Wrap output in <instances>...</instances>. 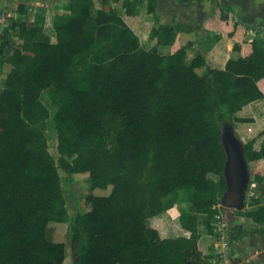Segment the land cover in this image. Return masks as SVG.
I'll return each mask as SVG.
<instances>
[{
  "label": "trees",
  "instance_id": "16d2710c",
  "mask_svg": "<svg viewBox=\"0 0 264 264\" xmlns=\"http://www.w3.org/2000/svg\"><path fill=\"white\" fill-rule=\"evenodd\" d=\"M100 3L65 0L52 15L54 40L46 8L31 17L18 3L1 27L0 74L9 68L0 87V264H64L66 243L53 240L52 222L67 223L73 264H219L202 250L198 222L204 216L214 233L225 136L251 121L238 111L264 99V34L247 39L231 8H218L204 28L216 32L213 43L234 39L238 54L216 68L186 22L152 26L143 44L119 10L137 15L141 0ZM156 5L147 0L146 11L158 22ZM255 140L242 151L246 162L262 160V173L249 181L248 208L236 212L264 235V137ZM79 173L89 179V208L70 219L62 180ZM180 190L188 207L176 216L189 234L161 237L148 219Z\"/></svg>",
  "mask_w": 264,
  "mask_h": 264
},
{
  "label": "rangeland",
  "instance_id": "374dc122",
  "mask_svg": "<svg viewBox=\"0 0 264 264\" xmlns=\"http://www.w3.org/2000/svg\"><path fill=\"white\" fill-rule=\"evenodd\" d=\"M6 1L7 0H3V2H0V4L2 3L0 5V17H3L1 19L5 22L3 26L6 25L9 17L16 15L15 11L18 3H25L28 6V12L31 17L37 9L46 8L45 27L46 31L52 36V40H54L53 30L51 28L52 15L56 12V9H58V12L62 11L61 7L65 3V0H16L13 3H8L7 6L4 4ZM93 1L96 7L101 6L100 0ZM146 4L147 0H141V4L138 7L139 12L134 16L124 14L122 8L119 7L120 3H115L114 5L120 8L119 10L124 15L125 21L139 35L143 44H148L149 41L147 36L152 26H155L158 23H172L179 20L186 22L195 29V47L203 52L208 65L211 67H213L214 61L218 62H215V66H219L222 63L221 61L225 58L228 59L235 56L234 51L232 50L234 40L221 37L218 41L213 43L212 39L216 32L207 31L204 28L205 21L216 16L219 10L218 8H231L234 19L238 20L239 23H242L246 27L247 39H252L257 35L264 34V15L259 13V15L251 17L247 16V13L241 9V0H189L184 2L180 0H157L156 13L158 16V22H155L153 15L146 11ZM177 46V42H174L172 49H176ZM8 68L9 66L5 65L3 68V74H0V87L3 75ZM198 71L200 72L201 70ZM44 102L51 110L47 99L44 98ZM240 111H238L237 115L250 118L251 121L235 123L230 134L225 136L230 140H233L232 137L237 139L235 142L237 143L239 152L241 151L242 144L251 138H256L255 147H258L259 142L264 137V134L260 135L264 130V99L254 101L249 108H246L244 111L241 109ZM48 132V136H50L49 149L52 154H55V135L52 134L50 130H48ZM262 167V160L246 162L249 181L252 180L255 173H262ZM244 176H246V174H244ZM88 180L86 173L73 175L71 181H67L64 178L62 180L66 207L70 219L76 212H82L89 208V205L85 201V196L90 192ZM92 192L95 194H106L108 188L105 190L96 189ZM248 197L249 193H247L246 189L245 205L241 210L248 208ZM187 207L188 201L185 199L184 191L180 190L177 193V199L169 209L171 210V213L168 214L167 211H165L156 217H151L148 219V223L150 226L159 229L161 237H173L182 234L188 235V232L185 233L183 232V229H181L176 216V213H178L180 209H187ZM217 207L222 209L223 205H218ZM230 210V207H225L224 210H221L220 221H216V227L214 228L213 234H209L206 227L203 225L202 221L204 216L199 217L198 228L201 233V248L205 253L212 255L215 260H219V264H241V245H243V247L245 246L244 251H248V242L241 237V240H238L239 237L237 238L235 235L237 227H233L232 229V226H230V223L226 218ZM237 210L238 209L234 210L237 216H234L236 220L242 217L236 212ZM242 219L243 221L241 220L240 225L244 229L243 233L248 236L249 233L251 234L250 231L252 229L251 220L245 217H242ZM49 226L53 240L66 243V258L64 264H73L74 256L65 236L67 223L52 222ZM231 229L233 232H231ZM250 236L255 237L257 235L251 234ZM238 244V247L240 248L237 247Z\"/></svg>",
  "mask_w": 264,
  "mask_h": 264
},
{
  "label": "water",
  "instance_id": "95a60500",
  "mask_svg": "<svg viewBox=\"0 0 264 264\" xmlns=\"http://www.w3.org/2000/svg\"><path fill=\"white\" fill-rule=\"evenodd\" d=\"M228 140L225 137L224 147L226 150V161L224 164V175L226 190L221 205L235 209H243L245 205L246 189L249 184V174L246 169V161L243 151H238L237 139ZM246 174V176H244Z\"/></svg>",
  "mask_w": 264,
  "mask_h": 264
},
{
  "label": "crops",
  "instance_id": "0c3cea01",
  "mask_svg": "<svg viewBox=\"0 0 264 264\" xmlns=\"http://www.w3.org/2000/svg\"><path fill=\"white\" fill-rule=\"evenodd\" d=\"M16 0H7L6 3V6L8 5V3H13L15 2ZM182 2L186 1V0H180ZM189 1V0H188ZM0 2H3V0H0ZM2 4V3H1ZM0 4V5H1ZM222 37H225V38H229L230 40H234L228 36H222ZM235 41V40H234ZM175 42H177L178 46H179V40H178V37L176 38ZM195 45V43H194ZM173 46V45H172ZM178 46L176 47V49L178 48ZM173 50V49H172ZM175 50V49H174ZM235 56H237L238 53L234 52ZM206 59V57H205ZM222 59V58H221ZM220 59V61H221ZM223 60V59H222ZM227 58H225L223 61H221L222 63L219 65V66H215V62L217 61H214L213 62V67H216V68H223L224 67V64L226 62ZM207 62V60H206ZM208 63V62H207ZM218 63V62H217ZM253 102L245 105L243 108H242V111H244L246 108H249L251 106ZM241 112V111H240ZM263 163V162H262ZM235 208H231V210L229 211V213L227 214L226 218L227 220L229 221L230 223V226H232V229L233 227H238L240 226V222L241 220L243 221L242 217H240V219H237L235 217L236 214H235ZM237 211H240L239 209ZM167 213H171V210H168ZM235 216V217H234ZM156 217V216H154ZM245 221V220H244ZM156 228V227H154ZM157 229V228H156ZM182 229V228H181ZM231 229V232H233ZM158 232L159 229H157ZM183 232H187V231H184ZM184 235V234H182ZM251 234L249 233L248 236H246L244 233H242L240 235V237L244 240H246L248 242V251H244L245 249V246L243 247V245H241V251H242V260H241V264H264V235H257L255 237H252L250 236ZM240 237L238 238V240L240 239ZM241 240V239H240ZM239 246V244L237 245V247ZM240 248V247H238Z\"/></svg>",
  "mask_w": 264,
  "mask_h": 264
},
{
  "label": "flooded vegetation",
  "instance_id": "af4514ba",
  "mask_svg": "<svg viewBox=\"0 0 264 264\" xmlns=\"http://www.w3.org/2000/svg\"><path fill=\"white\" fill-rule=\"evenodd\" d=\"M188 1V0H186ZM241 9L247 13V16L251 17L254 15H259V13L264 15V0L255 1V0H241ZM242 11V12H243ZM255 12V13H253ZM230 140V139H228ZM225 209V207H223Z\"/></svg>",
  "mask_w": 264,
  "mask_h": 264
},
{
  "label": "built area",
  "instance_id": "2783aa9c",
  "mask_svg": "<svg viewBox=\"0 0 264 264\" xmlns=\"http://www.w3.org/2000/svg\"><path fill=\"white\" fill-rule=\"evenodd\" d=\"M1 18H3V17H0V26L3 27V25L5 24V22H4L3 19H1ZM1 27H0V29H1ZM219 205H221V204H219ZM216 218L218 219L217 222H219V221H220V214H218V215L216 216ZM215 227H216V226H215Z\"/></svg>",
  "mask_w": 264,
  "mask_h": 264
}]
</instances>
